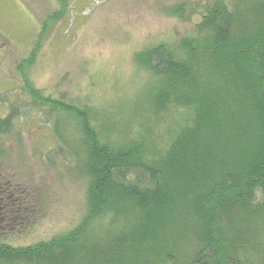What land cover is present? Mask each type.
Segmentation results:
<instances>
[{"label":"trees","instance_id":"obj_1","mask_svg":"<svg viewBox=\"0 0 264 264\" xmlns=\"http://www.w3.org/2000/svg\"><path fill=\"white\" fill-rule=\"evenodd\" d=\"M247 1L257 6L253 13L245 14L241 1L233 11L223 0L174 7L171 15L185 21L188 14H203L198 30L206 36L185 41L182 60L163 44L136 57L160 80L153 102L161 111L188 108L185 123L175 125L162 149L138 138L113 139L112 129L97 126L88 109L26 81L29 108L57 139L48 161L68 160V169H79L87 215L71 233L49 242L26 248L2 242L30 221L33 204L32 191L19 186L12 160L0 150V214L9 217L8 228L0 230V264H57L49 262L51 255L70 256L88 246L97 251L99 242L86 237L92 223L106 217L103 246L89 264H264V219L258 221L264 212V0ZM61 16L56 11L44 20L23 73ZM8 50L0 33V51ZM6 101L0 97V104ZM9 111L0 117V139L22 116L18 104ZM22 208L26 220L19 216Z\"/></svg>","mask_w":264,"mask_h":264},{"label":"rangeland","instance_id":"obj_2","mask_svg":"<svg viewBox=\"0 0 264 264\" xmlns=\"http://www.w3.org/2000/svg\"><path fill=\"white\" fill-rule=\"evenodd\" d=\"M208 1L215 0H0V33L9 44L7 52L0 51V97L7 98L0 104V117L9 115L12 104H18L22 115L12 134L0 139V150L12 160L19 186L32 191L33 204L30 221L2 242L16 248L49 242L71 233L87 215L86 186L79 169L75 164L68 169V160L48 161L57 139L37 109L29 108L26 81L46 95L64 97L88 109L97 126L112 129L113 139L138 138L151 149H162L175 125L185 123L188 108L173 106L161 111L153 102L160 80L136 59L161 44L180 60L187 57L182 44L207 34L198 30L203 14H188L185 21L170 12L182 3L190 10ZM240 1L247 6L245 14L257 8L247 0H223L229 11ZM56 11L63 16L51 22L36 60L23 73L21 64L31 58L44 20ZM239 95L232 93L231 97ZM20 212L26 220L23 208ZM258 219L263 221L264 212ZM109 221L106 217L93 222L87 242L103 246L105 234L100 228ZM97 251L88 246L70 256L51 255L49 262L89 264ZM252 254L250 250L249 260L254 263L257 259Z\"/></svg>","mask_w":264,"mask_h":264},{"label":"flooded vegetation","instance_id":"obj_3","mask_svg":"<svg viewBox=\"0 0 264 264\" xmlns=\"http://www.w3.org/2000/svg\"><path fill=\"white\" fill-rule=\"evenodd\" d=\"M20 212V211H19ZM22 213V212H20ZM20 216V215H19ZM21 217V216H20ZM22 219V218H21ZM9 220L8 214L7 212H1L0 214V230H5L6 228H8V223L7 221ZM2 225V226H1ZM18 225V224H17Z\"/></svg>","mask_w":264,"mask_h":264}]
</instances>
